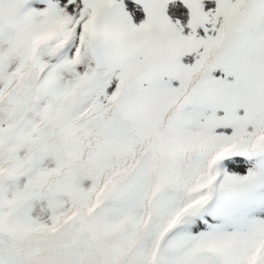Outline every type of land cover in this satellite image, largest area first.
<instances>
[{"label":"snow or ice","instance_id":"obj_1","mask_svg":"<svg viewBox=\"0 0 264 264\" xmlns=\"http://www.w3.org/2000/svg\"><path fill=\"white\" fill-rule=\"evenodd\" d=\"M0 264H264V0H0Z\"/></svg>","mask_w":264,"mask_h":264},{"label":"rangeland","instance_id":"obj_2","mask_svg":"<svg viewBox=\"0 0 264 264\" xmlns=\"http://www.w3.org/2000/svg\"><path fill=\"white\" fill-rule=\"evenodd\" d=\"M218 74V73H217Z\"/></svg>","mask_w":264,"mask_h":264}]
</instances>
